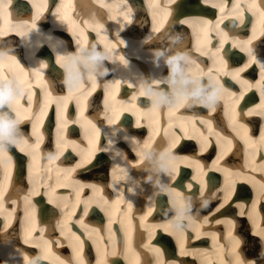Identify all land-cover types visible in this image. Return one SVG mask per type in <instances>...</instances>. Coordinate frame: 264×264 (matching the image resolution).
<instances>
[{"label": "bare ground", "instance_id": "6f19581e", "mask_svg": "<svg viewBox=\"0 0 264 264\" xmlns=\"http://www.w3.org/2000/svg\"><path fill=\"white\" fill-rule=\"evenodd\" d=\"M23 1H27L28 7ZM23 1L11 0L7 9V22L0 17V27L5 30V35L0 36V53H5L3 60L0 61L3 64V69L0 71L8 79H11L13 75H20L17 73L19 69L16 61H19V65L26 70H38L41 74L39 77L36 76L35 71L28 73L25 81L26 94L28 84L31 85L32 94H34V86H39L43 97L40 99L41 107L48 100H51V104L41 114L32 95V106L26 115L22 114L16 130V135L28 140V143L23 145V151L17 145H10L7 156L11 157V160L7 164L0 163L3 169H9L6 170V174L12 172L11 177H13V186L9 192L6 191L7 181L4 182L9 179V176L6 175L4 178L3 174L0 178L2 181L0 186L4 188V211L0 213V220H2L0 264H27V261L32 260H35L37 264H81V262L83 264H140L141 260L143 264H229V261L236 264L237 256L241 264H247L248 261L264 264V183L261 181V177H264V161H254L260 153L261 144L250 146L251 150L245 152L244 156L239 149L233 157L224 161L230 149L225 147L219 150L218 143H228V138L221 136L218 131L209 126L210 121L203 115L184 113L180 110L183 104L176 107L172 84V87L168 86L164 80V89L161 82L150 85L153 91L164 92L168 98L171 96L175 108L173 111L179 119V128L184 127V133H179L170 120L161 119V124H158L156 119L151 117L150 113H153L149 111L150 108L145 109L149 114L137 109V99L148 97L139 95L143 89L138 81L122 78L121 87L128 83L129 86L133 88L138 86V88L130 92L129 100L122 101V98H118V88L113 86V81L118 78L114 77V74H107L109 67L106 63L109 59L105 58L97 62L94 67L86 66L84 59L91 50L92 44L99 46L97 51L104 52L106 43L111 42L108 45L112 55L110 65L115 67L117 62L115 63L114 59L120 60L123 56L126 60V56L133 52L141 54V43L146 42V47L150 46L149 40H139L138 37L146 28L144 18L149 17L153 24H158L159 20L164 21L165 18L174 16V28L171 25L167 33H165L166 30H162L163 33L159 35L153 30L151 34L157 36V38L152 37L153 40L161 41L162 36L167 35L163 40H168L172 52L180 53L185 50L183 55L191 54L186 47L192 41L195 45L205 48L206 54L219 67V60L224 59L221 55L223 50L237 51L232 49L233 47L245 53L248 52V48H256L255 41L258 39L261 40L259 46L261 48L264 46L262 43L264 30L262 29L251 31L248 37L242 36V33H246V28L239 17L242 16L244 20L246 9L232 7L234 3L243 5L242 0H236L232 5L227 3L229 0H208L207 3L204 0H161L160 2L144 0L147 9L145 14L140 7L141 0L133 2L127 0L126 7L131 9V21L135 20L136 29L125 32V35L124 28L129 22L124 20L121 14L122 8L117 7L121 4V0H71V8L68 10L69 21L59 19V13L56 12L64 0H47L46 8H42L44 0ZM135 4H137L136 8L132 7ZM220 6H224L223 12L220 11ZM29 7L31 12L28 11ZM160 7L164 9L162 14ZM179 7L189 8L188 10L192 12H199L201 9L204 11L201 15L187 12V15L180 16L181 13L177 10ZM209 8H216L215 19L207 17L214 10H208ZM16 9L21 10L16 12ZM135 11L136 16H134ZM139 11L141 16L137 18ZM32 17H36V28L23 24V21H30ZM177 17L187 23H177ZM231 17L237 18L238 24L242 27H238L236 31L232 27L226 29L227 27L222 23ZM257 17L260 19V15ZM199 18L205 21H198ZM41 20L44 22L50 20V25L44 26ZM121 20L124 21V25L120 22ZM83 21H87V25H84ZM206 21L211 23H205ZM19 22L24 31L23 36L20 35V31H12ZM217 22H219V29L215 28ZM192 24L193 26L189 29L188 27ZM114 25L118 29L112 33L109 28ZM96 26H99V29ZM64 32L72 35L73 46L65 38ZM223 32H227L228 36L223 48L217 53L215 49L220 47L218 39ZM261 36H263L262 39ZM92 39L96 41L92 42ZM117 39H122L124 43L111 48ZM78 40L80 43L77 42ZM213 41H216L215 46ZM81 47L88 51H80ZM10 48L13 49L10 50ZM20 49L25 59H22ZM39 50L43 54L53 53L52 55L55 56L56 61H54L57 65L51 66L52 73L48 69L54 58L51 57L52 55H48V58L41 56L37 53ZM142 52L149 53L150 50L145 48ZM77 54L85 63L84 70L88 75L84 76L78 60L75 66L82 76L81 85L73 89L72 99L67 104L66 110L61 107L59 112H56L57 117L50 113V109L57 105V97L69 95L66 70L63 67L66 61L61 60L58 63L57 56L61 55L67 59ZM190 63L192 62L187 61L184 65L187 66ZM41 64H46L47 67H41ZM245 64L251 65L249 59L241 66L229 68L227 74L233 76L234 71L244 67ZM178 66L180 68L182 64ZM210 68L213 69L214 65L212 64ZM213 70L216 71V69ZM52 76H54L53 80L50 78ZM171 76L172 74H168L167 79ZM208 76V67L200 66L199 74L194 75L193 86H201L205 92H209ZM92 79L97 85L94 91H90L89 88ZM217 79H220L219 76ZM236 79L239 82L247 80L252 86L247 87L243 83L244 86L240 92H227L235 104L239 103L247 91L256 89L261 84L260 77L258 81H250L241 73ZM103 80H107L108 83H101ZM180 85L177 83V87H181ZM79 91L82 93L90 91L89 95L96 93V96H101L104 92L102 107L100 99L95 97L93 101L95 102L97 98L96 106L98 107L93 108L94 112L88 115L87 111L85 112L87 103L76 97ZM229 93H236V96H231ZM74 100L75 104L80 106L78 110H75L76 115L71 113ZM190 101L188 108L196 109L204 105L197 97L191 98ZM20 104L24 105L25 101L22 99ZM218 106L216 104L215 109ZM5 109L10 108L5 107ZM81 110L83 115H80ZM160 111L163 112V109ZM127 112L133 115L132 119L119 123L122 115L128 116ZM117 113L118 119H115L114 123H108L109 118ZM12 114L13 116L10 114V117L14 118L15 113ZM53 120L56 122L54 123ZM88 121H91V124ZM27 125H30L29 130L26 129ZM69 125L77 127L80 133L66 139L63 136ZM92 125H95V129ZM205 125L208 127L207 130ZM162 126L165 132L162 131ZM51 129L52 133L49 134L48 131ZM262 130H264V121L258 138L261 137ZM225 136L228 135L225 134ZM45 137L48 139L44 144L43 152L40 146ZM37 139H39V147L35 148L33 145ZM216 143L217 148L214 145ZM233 143L231 141L228 146ZM171 145H174L172 151L179 160L173 161L175 168L165 173L159 166L160 154L168 150ZM178 145L187 147L190 151H194L196 147L198 150L180 155L174 149ZM72 154L78 157V161L72 160L68 163L66 159H73ZM208 156L211 157L210 161ZM77 164L80 166L75 167ZM62 168H67L65 174L70 176L72 184L67 182L64 173H60ZM99 173L102 174L99 175ZM174 176H176L175 180ZM192 177L196 179L192 180ZM181 178H186L185 186L189 183L192 186L187 190L179 187ZM46 186H52L50 191L54 194L44 192ZM40 194L44 195V199ZM30 200L31 206L27 203ZM205 201L207 204L204 203ZM222 201L223 207L214 213L219 222L212 223V217L209 214ZM44 202L49 203L50 207ZM129 203L131 209L134 207L133 210H129ZM85 205L88 208L86 216L80 211ZM190 209L193 212L190 213ZM157 212L163 213L164 217L159 218ZM39 215L42 219L40 218L37 224ZM154 217L159 220L153 219ZM204 217H209V223L202 222ZM101 220L106 223V228L121 229L124 239H126V233L129 238L132 235L130 240L128 238L126 242L128 245L124 250L120 236L117 237V245L111 250L107 249L106 245L111 246L112 236L110 233L99 234L102 228ZM25 222L30 224L22 231L20 228L25 227ZM141 223L147 227L141 229ZM237 227L238 232H236ZM36 229L37 233L33 235ZM183 229H190L193 236L187 237ZM29 230L31 231L25 242V233ZM95 233H98L101 240L95 244L98 247L96 258H92L90 248L86 249L85 246L90 247L91 238ZM222 235L226 238L225 240L220 239ZM104 239L108 241L104 242ZM187 241L192 246L195 242L198 245L187 250ZM237 241H239L238 244ZM251 242H257L258 247L256 248ZM202 243L206 244L201 245ZM211 245L218 247L212 253H210ZM133 246L137 247L141 255L138 251L130 249ZM245 247H251L248 249L249 254L244 251ZM35 248L37 253L34 252ZM169 256H171L170 260Z\"/></svg>", "mask_w": 264, "mask_h": 264}, {"label": "snow or ice", "instance_id": "6c2138e0", "mask_svg": "<svg viewBox=\"0 0 264 264\" xmlns=\"http://www.w3.org/2000/svg\"><path fill=\"white\" fill-rule=\"evenodd\" d=\"M205 3L208 2V0H204ZM11 3V0H0V17L4 19L5 22H7V9L8 5ZM127 0H121V4L117 5L118 8H122L121 14L124 17L125 21H128L129 23L131 22V9L126 7ZM226 6V5H225ZM47 7V0H44V3L42 5V8ZM166 7V6H165ZM233 9L240 8V7H246L249 10H253L257 8V5L255 3V0L251 4L248 5H241L239 3H234L232 5ZM71 8V0H64V2L61 4L59 8L56 9V12L59 13V19L69 21L70 17L68 16V10ZM220 11H224V6H220ZM261 17H264V0H260L259 2V11L257 13ZM240 22L243 23V18L242 16L239 17ZM177 23H187V21H182L179 17H177L176 20ZM84 25H87V21L82 22ZM205 23L210 24L211 21H206ZM23 24H26L27 27L31 28H36V17H32L30 21H23ZM216 29H219V22L216 23L215 25ZM159 31V29H156ZM12 31H20V35H24V31L21 28V22L17 24L15 28L12 29ZM222 31V30H221ZM5 35V30L4 28L0 27V36ZM119 34L117 33V36ZM228 36L227 32H223L222 36L219 37L218 39V44L220 45L219 48H216L215 51L217 53L220 52V49L223 48L224 43L226 41V37ZM106 40V38H103ZM87 38L85 37V42ZM80 43V41H77ZM124 41L122 39H117L115 41V44L111 45V48H114L116 45L123 44ZM109 44L111 42H107L105 46V51L104 52H99L97 51V45L94 43L91 45V50L88 51L84 49L83 47L80 48V51H88V55L84 58L86 62V66H91L94 67L97 62L107 58L111 59L112 55L110 54V48ZM248 54H249V64L250 63H257L259 67V73H260V92H261V103L264 104V55L262 56H257L254 55L252 52L251 48L247 49ZM164 53L161 51H158L156 53L157 57L163 55ZM5 53H0V61L3 60ZM80 59L79 55H71L67 57V59L64 56L58 55L57 56V62L59 63L61 60H65L66 62L63 64V67L66 70V83L68 85V91L69 95L68 96H59L57 97V112H59V109L63 107L65 110L67 108V104L70 102L72 99L71 93L73 89L77 88L78 86L81 85V80L82 76L80 71L76 68V63ZM121 60H123L125 63L127 61L124 59L123 56L120 57ZM180 59H186L184 56H176V57H170L167 61V63L172 67V76L169 77L167 83H171L173 85V94L175 97V106L179 107L181 102L186 100L189 95L193 97L199 98V102L203 103L206 107L209 109L214 110L216 107L217 103V97L221 94V92H228V89L224 86V84L220 83V79H217L219 76V70L214 71L212 68H208V79L210 81V86L212 90L210 92H205L202 88L200 87H195L191 92H188L185 90L183 87H177V79H176V72L178 71V64L177 61ZM221 62H223L221 58ZM16 65L19 69L20 75H13L11 79H8L3 76L2 71H0V163L7 164L10 160L11 157L7 156V151L8 148L5 147L6 144L10 145H17L20 147V150L23 151V145H26L28 143V140L24 139L22 136H17L16 135V130L17 126L21 121L22 114L26 115L28 112V109L31 108L32 106V93H31V85L28 84V93L26 94L25 88H26V79L28 76V73L30 71H35L36 76H40V72L38 70H32L28 69L26 70L22 66L19 65V61H16ZM41 67H47L46 64H41ZM248 67V64H245L244 67L238 68L234 71L233 79L237 78L239 74ZM3 69V64L0 63V70ZM107 71V70H105ZM187 81L184 79H181L179 81L180 84H184ZM121 81L120 80H114L113 81V86L118 88L120 85ZM159 83V81H157ZM247 87H251L252 85L247 81H242ZM97 87L95 80L92 79L89 88L90 91H94L95 88ZM89 92H84L81 93V96L86 98L87 95L90 94ZM149 95L152 97V107L149 109V111H155L161 104H168L170 109L172 108L173 102L169 100L168 96L164 92H159V91H153L151 85L147 86L146 91L142 90L140 91L139 95ZM231 96H236V93H229ZM51 95V94H49ZM25 101L24 105L20 104L21 100ZM133 99H136V97H133ZM51 104V100H48L45 102L43 107L40 105L39 99H37V109L41 114L45 112V110L49 107ZM10 108L12 111L15 113V117H9L7 113L3 112V108ZM21 109L23 111H21ZM80 115H83V111L81 110ZM118 119V113L115 114L113 117H110L108 120V123H114V120ZM89 124H91V121H88ZM92 127L95 129V125H92ZM203 127V125H201ZM98 131V129H96ZM210 131V130H209ZM235 137H233L234 139ZM227 139V137H226ZM261 141H264V130L261 132ZM228 143H231V140H228ZM33 147L38 148L39 147V139L34 143ZM174 145H171L168 150L165 152H162L160 154V161H159V166L160 168L166 170V171H171L175 168V165L172 163L173 161L179 160V157L173 154V149ZM264 159V156L261 157ZM80 165L77 164L75 167H79ZM74 170V169H73ZM173 179H176V176L173 177ZM186 178H181L179 181L178 186L185 188H190L192 185L189 183L187 186L184 184V180ZM196 177H192V180H195ZM210 180L212 179L211 177L209 178ZM262 183H264V177H261ZM167 190V189H166ZM3 195H4V188L3 186H0V213L4 211V200H3ZM207 204V201L204 202ZM223 207V201L221 202L220 205L217 206V208L211 212L209 215L212 217V223H218V219L215 218V211H219V209ZM129 210L131 209V204H128ZM12 211H15V209H12ZM81 214L82 215H87L88 213V208L87 206H83L81 209ZM202 222L207 224L209 223V217H204L202 219ZM31 230L25 233V242H27V235L30 233ZM239 241H237V244ZM25 260L27 261V256H25ZM27 264H37L35 260L32 261H27ZM83 264V262H81ZM229 264H232L231 261H229ZM236 264H241L239 261V257H236ZM247 264H255V261H248Z\"/></svg>", "mask_w": 264, "mask_h": 264}, {"label": "rangeland", "instance_id": "374dc122", "mask_svg": "<svg viewBox=\"0 0 264 264\" xmlns=\"http://www.w3.org/2000/svg\"><path fill=\"white\" fill-rule=\"evenodd\" d=\"M15 39L17 40V38H15ZM102 169H103V168H102ZM104 169H105V167H104ZM105 170H106V169H105ZM109 170H110V169H109V167H108V171H109ZM103 173H105V171H103ZM100 174H102V173H99V175H100ZM251 243H253L254 246H256V248L258 247V246H257V242H256V243H255V242H251ZM253 244H250V245L253 246ZM250 248H251V247H250ZM256 248H255V249H256Z\"/></svg>", "mask_w": 264, "mask_h": 264}, {"label": "clouds", "instance_id": "9594fccd", "mask_svg": "<svg viewBox=\"0 0 264 264\" xmlns=\"http://www.w3.org/2000/svg\"><path fill=\"white\" fill-rule=\"evenodd\" d=\"M19 125V124H18ZM10 146V144H6L5 147L8 148Z\"/></svg>", "mask_w": 264, "mask_h": 264}]
</instances>
